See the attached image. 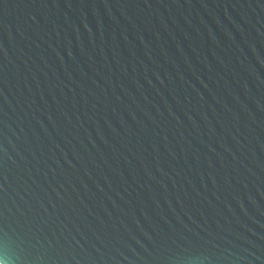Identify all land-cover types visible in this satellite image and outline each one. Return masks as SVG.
<instances>
[{"label": "water", "instance_id": "95a60500", "mask_svg": "<svg viewBox=\"0 0 264 264\" xmlns=\"http://www.w3.org/2000/svg\"><path fill=\"white\" fill-rule=\"evenodd\" d=\"M0 197L5 264H264V0H0Z\"/></svg>", "mask_w": 264, "mask_h": 264}, {"label": "snow or ice", "instance_id": "6c2138e0", "mask_svg": "<svg viewBox=\"0 0 264 264\" xmlns=\"http://www.w3.org/2000/svg\"><path fill=\"white\" fill-rule=\"evenodd\" d=\"M17 239L20 241L21 252L25 257H31L37 252L49 257L74 254L76 252V249H74L67 240L55 238L51 242H48L46 248H39L40 239H37V237L32 234L31 229L27 228L26 225L25 231H23ZM81 239H83V237H81ZM7 241L8 232L4 215V201L3 197H0V255L5 251ZM171 242L170 236L157 234L156 236L146 237V246L142 245V248L144 253L151 258L156 255L166 254L170 250L169 246ZM85 243L87 244V248L77 245V248H79V253L77 254L84 253L92 255L95 253L96 256L103 255L102 250L97 248L95 243L91 241H85ZM0 264H5L2 258H0ZM25 264H29L27 259L25 260Z\"/></svg>", "mask_w": 264, "mask_h": 264}]
</instances>
